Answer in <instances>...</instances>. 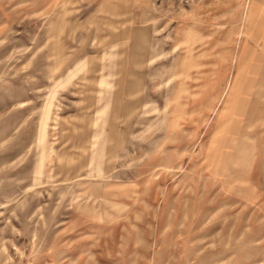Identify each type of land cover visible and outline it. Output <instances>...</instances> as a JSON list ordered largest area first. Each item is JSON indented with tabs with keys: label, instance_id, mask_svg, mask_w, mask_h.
Instances as JSON below:
<instances>
[{
	"label": "rangeland",
	"instance_id": "rangeland-1",
	"mask_svg": "<svg viewBox=\"0 0 264 264\" xmlns=\"http://www.w3.org/2000/svg\"><path fill=\"white\" fill-rule=\"evenodd\" d=\"M0 264H264V0H0Z\"/></svg>",
	"mask_w": 264,
	"mask_h": 264
},
{
	"label": "bare ground",
	"instance_id": "bare-ground-1",
	"mask_svg": "<svg viewBox=\"0 0 264 264\" xmlns=\"http://www.w3.org/2000/svg\"><path fill=\"white\" fill-rule=\"evenodd\" d=\"M233 88H234V89H236V88H237V83H235V84H234V87H233Z\"/></svg>",
	"mask_w": 264,
	"mask_h": 264
}]
</instances>
